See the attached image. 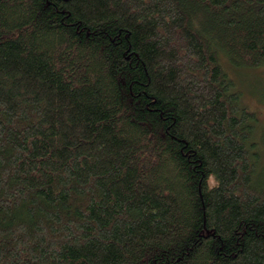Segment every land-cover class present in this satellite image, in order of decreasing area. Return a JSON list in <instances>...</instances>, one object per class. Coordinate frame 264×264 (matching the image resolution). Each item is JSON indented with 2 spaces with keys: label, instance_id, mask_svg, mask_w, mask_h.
<instances>
[{
  "label": "trees",
  "instance_id": "obj_1",
  "mask_svg": "<svg viewBox=\"0 0 264 264\" xmlns=\"http://www.w3.org/2000/svg\"><path fill=\"white\" fill-rule=\"evenodd\" d=\"M240 68L264 0H0V264H264Z\"/></svg>",
  "mask_w": 264,
  "mask_h": 264
},
{
  "label": "rangeland",
  "instance_id": "obj_2",
  "mask_svg": "<svg viewBox=\"0 0 264 264\" xmlns=\"http://www.w3.org/2000/svg\"><path fill=\"white\" fill-rule=\"evenodd\" d=\"M227 69H230L229 65L225 64ZM237 75L239 76V89H241L242 92V99L247 102V104L252 107L254 110H256L257 115L259 117V121L263 124V129L260 127V130L264 132V90H262L260 86H256L257 88L254 89H248L247 84L250 81H254L256 79H262L264 76V70L262 69H243L240 68L236 70ZM234 76H236L235 73L232 72ZM237 77V76H236ZM264 139V136L263 138ZM264 143V140H263Z\"/></svg>",
  "mask_w": 264,
  "mask_h": 264
}]
</instances>
